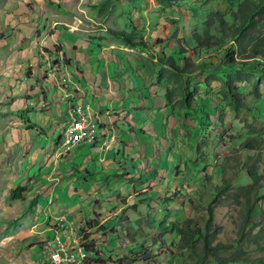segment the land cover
Returning <instances> with one entry per match:
<instances>
[{
	"label": "rangeland",
	"instance_id": "1",
	"mask_svg": "<svg viewBox=\"0 0 264 264\" xmlns=\"http://www.w3.org/2000/svg\"><path fill=\"white\" fill-rule=\"evenodd\" d=\"M6 1L0 0V264H52L49 255L57 243L73 247L78 241L84 249L81 243L85 236L86 264H128L131 258L135 264H192L197 257L192 260L188 249L179 250L180 237L172 222L177 220L183 225L194 218L202 223L215 187L226 178H235L238 164L249 165L257 157L259 171L264 174V148L241 149L251 131L247 127L249 118L245 114L233 117L221 101L208 99L210 109L198 101L182 108V95L176 88L171 105L166 107L167 91L162 87L171 88L173 82L157 83L161 66L150 60L172 54L176 42L175 47L185 48L194 62H219L220 49L194 53L197 44L193 33L209 9L221 8L229 16L230 5L225 0H56L58 5L43 0L59 20L62 11L67 12L65 15L75 11L80 20L75 19L73 27L87 29L86 35L95 45L112 40L127 48L116 51L123 53V62L131 58V63L127 60L122 64V70H126L125 65H133L140 86L145 83L143 89L130 90L124 77L127 91L118 100L126 109L118 124L123 136L118 137L125 142L114 143L111 148L110 143L103 146L110 148L111 160L116 159L104 168L91 155L89 163L98 174L90 176L84 170L86 146L64 153L56 143L64 131L55 122L66 113L69 100L61 94L53 96L59 94L55 85L62 82L54 76L53 68L58 69L56 65L61 63L66 66L69 60L60 58V46L57 52L54 46H42L45 22L40 21L47 18L48 27L53 24V15L34 7L27 20L24 14L7 11ZM16 19L20 23H13ZM73 27L65 26L68 30ZM176 27L177 35L173 37ZM111 28L139 31L141 37L137 39L149 45L153 56L127 47L108 30ZM185 61L178 63L184 67ZM73 71L75 67L70 73ZM201 72L185 73L190 86L199 80ZM129 74L134 76L132 70ZM79 82L90 93L83 92L82 100L75 101L94 106L93 88L85 78ZM71 83H78L76 73L69 75ZM246 84L239 86L249 92L251 88ZM141 101L148 107L142 108ZM248 103L258 105L254 118H260L264 103L251 99ZM27 107L32 111L30 123L21 117V110ZM223 116L225 123L230 121L229 128L220 125ZM50 120L55 121L52 127L48 126ZM261 121L256 122L263 128V116ZM19 187L24 188L22 197L13 199V191ZM175 193L180 196L171 198ZM240 211L232 198L216 208V227L221 228L216 243L228 244L236 238ZM89 222L91 227L86 225ZM250 250L252 258L264 256V249ZM206 264L216 263L211 258Z\"/></svg>",
	"mask_w": 264,
	"mask_h": 264
},
{
	"label": "trees",
	"instance_id": "2",
	"mask_svg": "<svg viewBox=\"0 0 264 264\" xmlns=\"http://www.w3.org/2000/svg\"><path fill=\"white\" fill-rule=\"evenodd\" d=\"M199 1L203 3L206 0ZM225 2L230 5L229 16L221 8H211L193 33V40L197 44L194 53L200 49H220L222 51L219 62L213 63L206 59L194 62L187 56L188 51L185 48L181 45L175 47L176 42L173 47L176 50L172 54L157 59L154 57L150 61L155 60L154 63L161 66L157 83L170 82V80L173 82L171 88L168 85L162 87L167 91L166 107L171 105L173 94L177 91L182 95L180 100L182 108L198 101V103H206V107L210 109L208 99L212 98L217 103L221 101L226 104L227 112L233 117L245 114L249 118L247 127L251 131L242 143L241 149L261 151L264 148V126L260 128L258 124L262 123L264 113L261 112L263 115L260 118H254L258 105H250L248 99L264 103V28H261V25L264 27V0H225ZM108 30L127 47L149 52V45L137 39L138 36L141 37L139 31L128 32L112 28ZM176 30L178 27L174 30L173 37L177 35ZM149 54L152 55L150 52ZM178 60H186L185 66L181 67ZM196 71H202L197 75L199 80L190 86L191 80L186 78L188 76L185 73ZM243 83L249 85L251 88L249 92L246 89L241 90L239 85ZM29 112V107L21 110V117L27 123H30ZM223 121L224 116L219 118V123L229 128L230 121L229 123ZM250 159L248 157L247 160ZM258 163L259 159L256 157L252 158L249 165L238 164L239 173L235 178H226L221 186L215 187L216 193L207 203L206 218L202 223H198L194 218L187 219L183 225L176 222L177 220L172 222V228L180 237L179 250L188 249V257L192 260L194 256L197 257L192 264H206L211 258L216 264H264V256L252 258L250 250L264 249V192H262L264 174L259 171ZM23 191V187L14 189L13 199L21 198ZM178 196L180 195L175 193L171 198ZM167 198L168 195L166 200ZM226 198H232L240 206L241 223L236 231V238L228 244H221L216 243L221 228L216 227L215 211L216 208L223 206ZM86 225L92 226L91 222ZM87 238L85 236L81 243L85 250H88V246L85 245ZM135 262V259L131 258L128 264Z\"/></svg>",
	"mask_w": 264,
	"mask_h": 264
},
{
	"label": "crops",
	"instance_id": "3",
	"mask_svg": "<svg viewBox=\"0 0 264 264\" xmlns=\"http://www.w3.org/2000/svg\"><path fill=\"white\" fill-rule=\"evenodd\" d=\"M50 2L52 4L54 3L53 5H56V4L58 5L56 0H50ZM4 5L7 8V11L12 12V14L14 15L24 14L26 16L25 19L27 20L29 19V15L30 17L32 16L34 12V9H33L34 7L36 8L35 10L37 11L40 10V13H42V11L46 9L45 15H48V14L51 15L52 13L53 16L50 18V21H52L53 23L52 25L49 24L50 26L49 25L48 27L46 26L48 24L47 18L44 21H40V22H45V27H44L45 34L44 35L41 34L43 38L42 42L45 44H42V46H45V47L51 46L50 47L51 49L54 46V48L56 49V52L59 51L57 49V46H60V50H61V52L59 53L61 55L60 58L61 59L66 58L67 60H69L66 63V66H62V63H61V65L60 64L56 65L58 66V69L57 68L55 69V67L53 68L54 76L58 80L61 79L62 81L61 83H57L55 85V88L58 89L59 94L58 95L53 94V96L55 98H58V96H60L61 94L62 97L64 98L67 97L66 100L70 101V102L68 101L67 107L64 105L66 107V113L63 114L62 116L63 120L62 118H58V122H55V121L54 122L57 123L58 125L57 127L60 130L64 131L65 126L67 124L68 112L72 105L81 104L83 106H89L90 109L91 108L94 109V110L92 109L91 110L95 114H97L99 117V124H100V130H101L99 133V137L95 142L83 144L81 146L82 147L86 146L88 150V156L86 157L87 162H86V167L84 168V170L88 175L95 176L96 174H98V172L95 170L94 165H91L89 163V160L90 161L93 160L91 155L94 156L95 159H97L102 165V167L104 168L110 163L116 162V159L112 158L111 160L110 155H109L111 145L117 142H121V143L125 142L123 141V139H120L118 137V136H123L122 134L123 130L119 129L118 124H119V120L123 118V113L125 112L126 108H125V104L123 103V101L118 100V98H120L121 95H125L127 91L126 79L128 80V84L131 86L130 90L136 89L137 91L138 90L137 87H139L140 89H143V87L145 86V83H143V86H140V83H139L140 76H138L137 74V68L136 69L133 68V65H130V66L125 65L126 70H122V64L123 63L126 64V62H128L127 60H129L128 63H131V60H130L131 58L126 57V60L123 62L122 61L123 56L121 55L123 53L121 54L116 53V51L123 52V50L124 49L127 50V48H123V45H120V44L118 45L114 43L115 41H112V40L109 41V43H102L101 45L100 44L95 45L93 42H91L93 40L91 39V36L86 35L87 33L86 31H88L87 29H85L83 26L81 27L80 25H77V27H73L75 26L74 20L75 19L80 20L79 18H77L75 11L73 10L70 12V14L68 13V15H65V13L67 12L62 11V14L64 15L60 16L61 17L60 19L61 21H60L58 19L59 16H57L55 12L46 8V5L43 4V0H7ZM54 15L56 16V18L57 17L58 18L57 19L53 18ZM70 15L74 17L73 20L72 18H70ZM17 22L20 23V19L19 20L16 19L13 21V23H17ZM68 22L72 23V25H69ZM65 26L73 27V29L68 30L65 28ZM80 30H81V33L83 32L82 35L79 34ZM40 31H43V29H41ZM69 42L71 43L69 44ZM116 48L120 50H115ZM72 67H75V71L70 73V69ZM131 70L134 73V76L129 74ZM74 73L78 75V83L68 84L69 75L74 76ZM142 75L145 76V74H142ZM82 78H85L87 85L93 88L92 98L95 104L94 106H91L90 104L84 105L81 102L79 103L75 101V99L79 101L82 100L80 97L83 94V92L90 93V90L86 91L85 89L81 88L82 85L80 84L79 81ZM64 80L66 81L65 84L63 83ZM33 90L35 91L34 93H37L38 91L37 89H33ZM47 95L49 97L50 93H48ZM136 96L139 98L137 94ZM48 102L49 101L45 103H48ZM141 107L144 109L146 107L143 101H141ZM28 115L29 117H32L31 110L28 113ZM60 120H62V122ZM51 122L53 121L50 120L48 122V126L51 125L52 127L53 124ZM61 138H62V134L61 136H59L58 140H56V143L59 144ZM99 143H102L101 145L102 147L98 146ZM106 143H110L109 149L103 148V146ZM83 151L84 150H81V154ZM77 165L78 164H76V166ZM91 166H92V170L90 168ZM64 169H66L64 172L68 170L66 167ZM64 172L62 173L64 174ZM96 187L98 188V185Z\"/></svg>",
	"mask_w": 264,
	"mask_h": 264
},
{
	"label": "built area",
	"instance_id": "4",
	"mask_svg": "<svg viewBox=\"0 0 264 264\" xmlns=\"http://www.w3.org/2000/svg\"><path fill=\"white\" fill-rule=\"evenodd\" d=\"M100 131L99 117L89 106L72 105L58 149L61 148L66 153L83 144L93 143L98 139ZM75 244L71 247L57 243L49 255V261L52 264H86L84 249L78 241Z\"/></svg>",
	"mask_w": 264,
	"mask_h": 264
}]
</instances>
